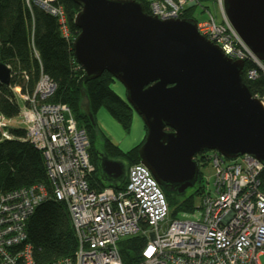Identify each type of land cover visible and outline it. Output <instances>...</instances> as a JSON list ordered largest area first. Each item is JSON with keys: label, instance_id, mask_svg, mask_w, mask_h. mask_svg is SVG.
<instances>
[{"label": "built area", "instance_id": "built-area-1", "mask_svg": "<svg viewBox=\"0 0 264 264\" xmlns=\"http://www.w3.org/2000/svg\"><path fill=\"white\" fill-rule=\"evenodd\" d=\"M139 1L148 5L150 14L162 19L182 18L187 8L201 2ZM25 2L30 9L36 5L55 16L62 35L67 40L72 37L61 4L55 0ZM213 2L220 19L205 6L207 18L195 19L199 32L231 59L244 60L245 79L264 75V61L229 20L224 0ZM247 61L255 66H246ZM55 90V81L41 72L32 93L12 87L18 114L8 117L0 113L3 136L10 137V126L26 129L27 139L42 151L49 180V184L39 182L0 195V264H37L26 223L35 208L50 198L65 202L77 237L75 255L50 264H125L118 243L139 235L146 243L140 258L131 264H261L264 164L258 158L244 154L230 160L209 150L207 158L215 168L214 187L207 190L194 211L172 218L161 185L142 163L129 166L122 188H91L95 165L88 132L69 104L49 101ZM255 96L264 107V93Z\"/></svg>", "mask_w": 264, "mask_h": 264}, {"label": "water", "instance_id": "water-1", "mask_svg": "<svg viewBox=\"0 0 264 264\" xmlns=\"http://www.w3.org/2000/svg\"><path fill=\"white\" fill-rule=\"evenodd\" d=\"M79 33L73 42L82 112L94 123L83 81L109 72L126 89L141 116L145 140L138 153L158 183L179 195L197 183L195 156L216 150L227 159L244 154L264 164V107L233 60L204 35L193 18L162 19L139 0H73ZM226 14L252 51L264 61V0H224ZM11 69L0 62V82ZM103 177L122 183L126 166L99 153Z\"/></svg>", "mask_w": 264, "mask_h": 264}, {"label": "trees", "instance_id": "trees-1", "mask_svg": "<svg viewBox=\"0 0 264 264\" xmlns=\"http://www.w3.org/2000/svg\"><path fill=\"white\" fill-rule=\"evenodd\" d=\"M55 3L61 4L66 11L72 33L69 40L62 35L57 18L39 6L33 5L30 9L25 0H0V62L9 65L14 73L10 84L0 83V113L13 117L19 112L12 87L19 86L23 91L32 93L41 72L48 74L56 83V90L49 101L69 104L79 124L88 132L90 157L95 165L89 180L91 188H122L126 178L122 183L112 184L103 177L99 153L102 151L111 158L122 160L127 170L132 164L141 162L138 150L145 136L140 143L125 150L103 135L99 150L96 144L99 130L96 114L105 107L128 131L136 111L127 99L112 88V83L117 79L105 72L96 79L83 81V88L87 92L86 101L95 122L82 112L81 104L85 100L81 99L79 80L85 71L76 62L72 48L79 33L74 18L81 7L73 0H55ZM143 4L150 13L148 5L145 2ZM191 10L192 7L187 8L182 18L195 19ZM247 65L255 66L249 61ZM245 80L253 95L264 93V75ZM8 129L10 137L3 136L0 131V195L39 182L49 184L42 151L27 139L26 129L19 125ZM208 152L204 150L195 156L200 172L191 192L187 189L185 194L179 195L161 186L169 203L170 217H177L181 212H192L199 206L197 198L202 199L207 192L201 166L209 162ZM261 177L264 180V168ZM26 230L37 264H50L60 258L75 255L77 237L64 201L50 198L40 203L28 218ZM145 243L146 238L141 235L122 238L118 245L124 263L131 264L140 258Z\"/></svg>", "mask_w": 264, "mask_h": 264}, {"label": "rangeland", "instance_id": "rangeland-1", "mask_svg": "<svg viewBox=\"0 0 264 264\" xmlns=\"http://www.w3.org/2000/svg\"><path fill=\"white\" fill-rule=\"evenodd\" d=\"M205 6H207L209 10L217 17V20L220 19L219 11L213 0H201L198 5L192 7L191 13L195 19L204 20L207 18L208 10H204ZM112 88L118 95L126 99V89L119 80L112 83ZM137 118H140V121H142L140 122L141 124H139V119ZM96 120L99 125L96 143L99 150H101L100 148L102 145L103 135L108 136L111 140L114 138V140L119 142L120 147L124 149H130L137 145L146 134L144 122L137 112L134 113L132 124L128 131L121 126V124L109 113L105 107H102L97 112ZM142 128H144V131ZM227 162H230V160H227ZM201 171L203 173V182L205 184L206 190L212 189L214 187L215 176V168L213 164L211 162L203 163L201 166ZM192 189L193 187L188 188V191L191 192ZM201 201L202 200L200 197L197 198V205H200ZM259 262L264 264V254L259 256Z\"/></svg>", "mask_w": 264, "mask_h": 264}, {"label": "crops", "instance_id": "crops-1", "mask_svg": "<svg viewBox=\"0 0 264 264\" xmlns=\"http://www.w3.org/2000/svg\"><path fill=\"white\" fill-rule=\"evenodd\" d=\"M137 119L140 120V118H137ZM143 127H144V126H143ZM144 128H145V127H144ZM144 128H142L143 131H144ZM112 140H113L116 144L119 145V142H117L116 140H114V138H112ZM142 140H143V139H142ZM142 140H141V141H142ZM141 141H140V142H141ZM140 142H139V143H140ZM119 146H120V145H119ZM121 148H122V147H121ZM123 149H124V148H123ZM125 150H126V149H125ZM125 175H126V174H125ZM124 180H125V179H124Z\"/></svg>", "mask_w": 264, "mask_h": 264}, {"label": "bare ground", "instance_id": "bare-ground-1", "mask_svg": "<svg viewBox=\"0 0 264 264\" xmlns=\"http://www.w3.org/2000/svg\"><path fill=\"white\" fill-rule=\"evenodd\" d=\"M103 115H104V113H103ZM140 122H142V121L139 120V124H141ZM139 131H140V130H139Z\"/></svg>", "mask_w": 264, "mask_h": 264}]
</instances>
